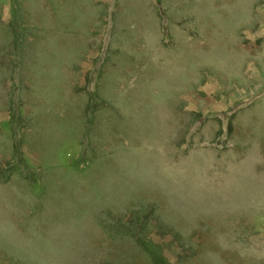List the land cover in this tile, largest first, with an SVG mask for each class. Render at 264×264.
I'll use <instances>...</instances> for the list:
<instances>
[{
    "label": "rangeland",
    "instance_id": "obj_1",
    "mask_svg": "<svg viewBox=\"0 0 264 264\" xmlns=\"http://www.w3.org/2000/svg\"><path fill=\"white\" fill-rule=\"evenodd\" d=\"M0 264H264V0H0Z\"/></svg>",
    "mask_w": 264,
    "mask_h": 264
}]
</instances>
